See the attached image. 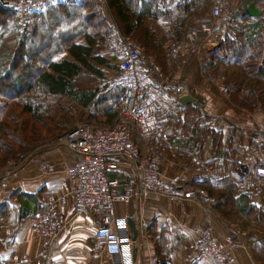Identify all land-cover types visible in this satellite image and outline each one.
Instances as JSON below:
<instances>
[{"label": "crops", "instance_id": "obj_1", "mask_svg": "<svg viewBox=\"0 0 264 264\" xmlns=\"http://www.w3.org/2000/svg\"><path fill=\"white\" fill-rule=\"evenodd\" d=\"M239 1H227L226 6L234 14L228 15L227 29L214 30L216 26H211L214 27L215 39L219 40V36L222 39L224 33L232 30L233 26L244 30L250 23L264 16L263 13L258 17L242 15L237 11ZM216 19L219 17H213L214 21ZM221 19L220 16L219 20ZM199 26L208 27L197 24L193 29L187 30L185 39L177 45L174 54L180 57V62L171 80L178 78L188 82L192 91L195 90L200 97L194 105L189 106L197 107L209 115L210 121L205 124L209 123L211 127L223 130L224 141L228 139L232 147L225 142L220 146L212 140L194 142L190 133L192 129H185L180 123L182 111L177 105L179 101L171 96L165 106L166 119L171 133H179L180 139L163 148L162 174L167 181L176 175L187 176L189 183L186 188H203L200 183L205 179L214 188H220L225 177H229L223 170L228 163L224 158H216V154L220 150L227 153L230 149L237 148L233 159L236 165L230 172L234 196L242 200L241 198L249 195V204L262 206L264 180L254 178L251 170L258 163H264V148H258L259 142L264 141L261 130L264 129V108L255 112L238 109L231 101L232 91L229 90L228 95L221 92L222 87L228 86L231 89L230 81L234 80L237 71H227L228 75L222 74L223 71L219 72L226 62L220 42L212 47L207 43L203 44L200 50H182L191 33H198ZM233 38L236 37L233 35ZM210 59L216 62V69L212 71L204 69ZM159 80H162L159 83H169L167 78ZM159 80L157 77V81ZM241 95L243 94L234 93L235 98H241ZM233 128L237 129L236 135L242 142L241 146L234 144L233 139L231 142L226 136L228 130ZM77 159L76 153L66 145L51 143L37 149L23 161L10 163L6 171H3L0 178V203H8L10 206L9 214L0 221V241L3 245L0 257L5 264L37 261L42 264H114L119 261L118 256H110L96 246L94 233L98 221L89 212L82 210L71 195L66 171ZM190 160H195L196 163ZM239 167L249 172L246 183L238 175ZM111 176L118 178L120 182L115 194L125 193L127 185L133 188L136 186V170L130 162H124L119 171ZM247 185L254 191L261 190V194L255 196L245 191ZM140 197L134 198L130 203H117L113 225V230L121 237H128L135 242L133 257L136 264H158L154 239L161 235L174 243L180 239L179 245L170 255V264H216L212 258L199 255L190 248V244L200 240L205 227H210L218 239L240 235L246 247L231 250L230 260L236 264L255 263L251 246L262 240L264 233L257 227L241 225L244 213L239 212L231 221L226 220L215 209V201L209 198V194L206 198L172 200L159 193L147 192ZM51 198L57 200L56 209L64 215L66 223L54 239L47 240L34 230L32 218ZM170 241L163 240L162 244H169Z\"/></svg>", "mask_w": 264, "mask_h": 264}, {"label": "trees", "instance_id": "obj_2", "mask_svg": "<svg viewBox=\"0 0 264 264\" xmlns=\"http://www.w3.org/2000/svg\"><path fill=\"white\" fill-rule=\"evenodd\" d=\"M94 1L82 0L77 5L57 3L43 12L36 13L33 18V32L23 33L24 37L20 38L13 58L6 65L0 64V99L6 100H0V138L7 134L2 120L5 114L11 115V107L8 109L9 101H17V106L21 105L24 112L36 118L42 127L63 132L59 133V136L83 120L98 123L97 127L113 125L122 104L124 87L117 82V76L108 77L104 71L106 68L112 69L113 66L111 59L103 55L107 47H110L111 35L114 33L117 36L121 33L135 39L145 56L143 67L157 85L159 82L155 69L148 63L153 62L152 65L158 67L168 80L172 79L180 62V57L175 56L174 52L177 45L185 39L187 30L193 29L197 24H210L205 15H194L198 0H106L112 21H109L107 15H102L97 2L93 3V6L90 5ZM14 16L17 19L12 5L0 1V39L7 21ZM44 28H48L50 32L49 42L42 41L40 46H33L36 38L41 40L45 36ZM233 35L236 38H233ZM220 49L226 55L224 65L234 66L237 71L234 80L230 81L231 101L238 109L250 112L264 108V16L250 23L244 30L233 26L232 30L226 31ZM115 50L113 49L112 56L115 61H121ZM215 67L216 62L210 59L204 69L212 71ZM30 68L32 73L27 76L25 82L19 73ZM119 69L121 66L114 70ZM221 71L222 74L228 75L225 68L219 72ZM87 82L91 83L90 87ZM96 84L100 86L97 87ZM10 87L12 93L7 91ZM234 93L243 95L241 98H235ZM53 97L55 100H52ZM39 99L40 101H36ZM62 99L66 101L60 105L59 101ZM77 105L86 110L88 115L84 113L80 118H76ZM177 105L182 111L180 123L185 129H192L190 133L194 142L212 140L220 146L225 142L232 147L228 139L224 141L223 130L213 128L209 123L205 124L210 121L209 115L191 105L183 107L179 102ZM56 109L57 126H52L48 122H56V116L49 120ZM227 133L226 136L231 142L233 139L234 144L242 145L241 140L237 138L236 128L229 129ZM134 139L139 145L136 134ZM178 139L179 133L174 141ZM52 140L53 136L47 140H37L36 144L30 147L28 144L34 142L24 145L28 150H32ZM24 147H20V153L14 156V159L19 160L16 162L27 159V155L30 157L29 152H24ZM7 150V144H0V152ZM236 152L237 148H232L227 153L220 150L216 154V158H224L228 163L223 170L229 177H225L220 188H214L208 179L199 183L208 192L209 198L215 201V209L226 220L231 221L233 216L242 212L244 217L241 225L257 227L264 233V195L262 206L249 204V195L245 194L247 198H241L242 200L234 196L230 172L236 165L233 162ZM3 167L0 166V177ZM9 210L8 203H0V221L9 214ZM154 240L158 264H170V255L179 245L180 239L174 243L161 235ZM163 240L170 242L162 244ZM2 248L0 241V252ZM251 253L256 264H264V237L252 244ZM0 264H5L1 257Z\"/></svg>", "mask_w": 264, "mask_h": 264}, {"label": "built area", "instance_id": "obj_3", "mask_svg": "<svg viewBox=\"0 0 264 264\" xmlns=\"http://www.w3.org/2000/svg\"><path fill=\"white\" fill-rule=\"evenodd\" d=\"M0 1L12 5L23 33L33 32L31 21L36 13L43 12L57 3H79V0ZM101 1L106 3V0ZM227 1L213 0L211 15L214 18L221 16ZM250 2H254L255 7L264 13V0H240L237 11L243 15V10ZM213 32L212 27H204L202 37L191 33L182 50H200L206 43L219 44V40L213 37ZM115 46L121 60V69L116 79L124 87L116 122L108 127L80 124L60 136L56 143L66 145L78 156L66 172L71 195L82 210L89 212L98 221L94 233L96 246L110 256H118L119 261L114 264H136L133 257L135 242L128 237H121L113 230L117 203H130L147 192L159 193L172 200L206 198L208 194L203 188H186L189 179L185 175H176L167 181L162 174L163 148L172 145L177 137L176 133L170 131L165 106L171 96L178 99L190 95L192 89L185 82H162L156 85L145 71L141 49L132 38L120 34L116 37ZM155 73L158 80L161 79L157 68ZM160 81L162 80L158 82ZM220 90L223 94L228 92L227 87ZM211 125L213 126L214 122ZM261 130L264 133V129ZM135 134L146 142L144 155L134 139ZM258 148H264L263 140L259 142ZM124 162L134 165L137 183L134 188L127 185L125 193L115 194L120 182L111 174L118 172ZM237 171L240 179L246 183L249 172L242 167ZM251 175L264 180V163L255 165ZM184 187L186 189H183ZM245 191L255 196L261 194V190L254 191L248 185L245 186ZM56 202V199H49L45 207L32 218L34 230L47 240L54 239L66 223L64 215L56 209ZM241 247L246 246L240 235L218 239L210 227L202 230L199 241L190 244L193 252L212 258L216 264H236L230 260V251ZM26 264L42 263L37 261Z\"/></svg>", "mask_w": 264, "mask_h": 264}, {"label": "rangeland", "instance_id": "obj_4", "mask_svg": "<svg viewBox=\"0 0 264 264\" xmlns=\"http://www.w3.org/2000/svg\"><path fill=\"white\" fill-rule=\"evenodd\" d=\"M80 1H82V0H79V3H81ZM96 2L99 5V8H100V11L102 12V15L103 14L107 15L109 21H112L111 14H110V11L108 10L106 3H104L100 0H97V1L95 0L94 2H91L90 5L93 6L92 4L96 3ZM211 8H212V2L211 1H209V0H198L196 12L194 15H205V17L210 20V24H207L205 26H208V27H211L212 25L214 27L216 26L215 29H214V27H212V29H214V30H216V28L221 29V30L227 29L228 27L226 26V22L229 21L228 15H234V14L229 10V8L227 6H225L223 11H222V14H221L222 19L219 20L220 19V17H219L218 20L216 19V21H214L212 16H208V15H211ZM263 15H264V13H263ZM31 25L33 27V21H31ZM203 28H202V26L201 27L199 26L197 29L199 31H197L198 33L196 35H199L202 37ZM43 33L45 36L41 40H40V38H36L35 43H33V46H36V47L40 46L42 41L49 42L50 32H49L48 28H44ZM120 34L118 33L117 36ZM111 36H112V38H111L112 41L109 44L110 47H107V49L105 50L106 53H103V55L106 56L108 59H111L110 62H111V65H113V66H112V69H108V68L105 69L104 68L105 69L104 71L106 72V75L108 77L115 78L120 69L118 71H116L114 69H116V67L121 66V61H119L118 59L115 61V58L112 56L113 55L112 54L113 49L115 50V42H116L117 36H115L114 33ZM23 37H24V34H23V32H21V29L18 25V21H17V19H15V16H14V18L12 17V19H9L7 21L6 28H4L2 38L0 39V64L1 65H3L4 63H5L4 65H6L13 58V54L15 53L14 51L20 42V38H23ZM219 37H220L219 40L222 41L221 36H219ZM132 40H133V42H135L138 45V43L135 41V39H132ZM221 41H219V42L221 43ZM209 42H210V40H209ZM206 45H209L211 47L214 46L213 44H210V43H207ZM140 49H141L142 57H143V60L145 63L146 61H145V56H144L143 50L141 47H140ZM115 52H116V50H115ZM38 58H41V57H38ZM152 64H153V62H150V66L153 67V69L157 68L159 70V75H161V79H163V78L166 79V77L164 76L165 74H163L162 71L158 67H156ZM224 68L228 72H231V71L236 69V67H234V66L232 68H227V65H224ZM30 73H32L31 68L28 71H23V72H20L19 74H20V77H22L23 81L27 82L26 81L27 76L30 75ZM168 82L169 83H176V82H186V81H182V80L176 78V80L170 79ZM87 83H88V86L91 85V83H89V82H87ZM186 83H188V82H186ZM96 85H97V87L100 86L99 84H96ZM226 87L228 88V92L226 93V95H228L230 88L228 86H226ZM7 91L8 92L13 91L12 87H10V89ZM10 93H12V92H10ZM226 95H224V96H226ZM0 100L2 102H6L5 99H0ZM52 100H55V98L53 97ZM36 101H40V99L36 100ZM65 101L66 100L62 99L59 101V104L61 105V103H64ZM16 102L17 101H9L8 102L10 104L8 109H10V107H11L12 112H11V115L5 114L4 119L2 120L4 123L3 124L4 129L7 131V134L3 135L0 138L1 139L0 144L5 143L8 145L7 151L0 152V166H2V167L4 166L2 169V172L6 171L7 166L11 165L10 163H12V162L16 163V161H19V160L14 159V156L16 154L20 153V151H19L20 147L25 146L24 152H29L28 154L31 156V153L33 152V150H36V149L39 150L41 148L46 147L48 144L56 143L57 142L56 140L61 136V135L59 136V133L60 134L63 133L59 130H56V131L54 130L55 131L54 132L53 130H51L49 128L46 129V127H42L39 124L40 122H38V120L36 118L25 113L23 108L21 107V105L17 106ZM78 107L75 106L76 118H80L84 113H86L88 115V112L86 110H82L80 107L79 108ZM57 113L58 112L56 109L53 116L51 118H49V120H52V118H54L56 116V122L53 123V122L49 121L48 122L49 125H52V126L56 125L57 126V120H58V116L56 115ZM77 121H79V119H77ZM84 123L94 124L95 126H97V124H98V123L86 121V120L79 121L76 124L80 125V124H84ZM69 129H67V130H69ZM54 133H56V135H54ZM51 134H53L52 136L54 137V140H52L51 142H48V143L45 142V143L39 145L38 147H36L35 149L33 148L32 150H28L27 146L24 145V144H28L30 142H34L33 144L32 143L28 144L30 147L32 145H35L36 144L35 141H37V140L40 141L42 139L43 140L50 139L52 137ZM136 139L138 140L139 148L141 149L142 154L144 155V153L146 152V142L139 135H136ZM26 157H29V156L27 155Z\"/></svg>", "mask_w": 264, "mask_h": 264}, {"label": "water", "instance_id": "obj_5", "mask_svg": "<svg viewBox=\"0 0 264 264\" xmlns=\"http://www.w3.org/2000/svg\"><path fill=\"white\" fill-rule=\"evenodd\" d=\"M262 14V11L260 8L255 7L254 2H250L249 5L243 10V15L251 16V17H258ZM197 96L196 91L194 90L190 95H186L183 97L178 98L179 103L182 105H189V104H195V101L199 99L200 97Z\"/></svg>", "mask_w": 264, "mask_h": 264}]
</instances>
